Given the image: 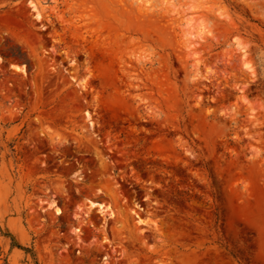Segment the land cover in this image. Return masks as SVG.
Here are the masks:
<instances>
[{
	"label": "rangeland",
	"instance_id": "374dc122",
	"mask_svg": "<svg viewBox=\"0 0 264 264\" xmlns=\"http://www.w3.org/2000/svg\"><path fill=\"white\" fill-rule=\"evenodd\" d=\"M0 264H264V0H0Z\"/></svg>",
	"mask_w": 264,
	"mask_h": 264
}]
</instances>
